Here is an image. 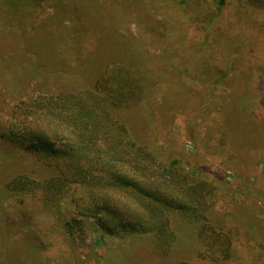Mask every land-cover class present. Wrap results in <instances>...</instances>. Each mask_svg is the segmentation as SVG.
<instances>
[{
    "label": "trees",
    "instance_id": "trees-1",
    "mask_svg": "<svg viewBox=\"0 0 264 264\" xmlns=\"http://www.w3.org/2000/svg\"><path fill=\"white\" fill-rule=\"evenodd\" d=\"M194 1L177 0L175 7L183 9L184 14L175 18L170 33L164 30L157 33V22L158 25L153 23L142 34L134 35L131 31L127 34L106 31L112 16L101 10L106 4L117 8V0H33V9L28 7L29 0H5L7 8L11 11L15 8L17 13L20 10L40 13L42 2L51 5L53 10L63 7L62 12L69 15L65 19L67 38L76 44L68 46L65 42V48H56L54 54L57 53L58 58L62 54L73 56L78 70L69 74L75 81H83L87 65L91 68L99 63L95 52L97 54L101 46L95 42V36L104 35L112 40L117 36L122 41L111 59L99 65L91 84L21 100L15 105L5 128L9 139L19 142L53 172L42 179L18 174L5 183L7 193L21 202L28 197L39 199L58 215L62 199L70 194L75 209L84 217L66 220L61 214L57 215L59 228L74 250L80 245L76 241L98 232L106 245L105 253H98V264H137L130 252L138 248L153 252L161 262L173 253H180L177 251L181 248H191L196 250L194 255L178 258L174 264H227L237 258L235 233L244 234L246 242L253 240L258 249L252 262L238 264H264V229L253 223L244 222L238 226L228 223L227 219L221 222L211 218L210 212L217 199L216 186L199 177L201 168L187 167L180 153H170L166 145L157 144L156 139H144L140 129L121 115L141 105L153 90L164 88L168 91L175 86L178 87L174 89L185 90L192 81L203 84L206 80L197 74L206 63L198 62L199 66L193 69V62L195 56L204 53V44L209 43L210 38L206 32L199 45L188 43L187 22L192 20L198 26L197 20L204 15L214 24L224 0L213 10L208 6L195 7L198 12L195 17ZM89 2L97 4V18L87 16V11L91 10ZM171 4L173 6L174 1ZM1 9L4 10L2 5L0 15ZM179 28L184 29L183 39L173 42L177 46L168 45ZM146 33L163 44L165 55L161 70L144 61ZM79 38H83V42ZM23 54L33 59L35 76L57 74L69 78L63 67L55 68L52 73L40 64L38 49L26 48ZM58 58L55 59L60 65ZM222 77L216 79V85L217 80L222 82ZM244 97L245 111H248L252 102L249 95ZM207 101L209 105L212 100ZM233 103L239 107L237 99ZM211 109L214 117L219 114L223 117L219 108ZM222 123L223 144L231 140L241 149L249 148L239 133L241 127L232 116L227 120L224 117ZM254 127L251 135L261 142L264 126ZM214 128L208 139L218 132ZM193 173L197 176L193 177ZM44 243L30 244V255L0 253V264H82L80 256L70 261L59 253H54L55 257L49 256L51 252L43 254ZM132 244V249L126 248Z\"/></svg>",
    "mask_w": 264,
    "mask_h": 264
},
{
    "label": "rangeland",
    "instance_id": "rangeland-1",
    "mask_svg": "<svg viewBox=\"0 0 264 264\" xmlns=\"http://www.w3.org/2000/svg\"><path fill=\"white\" fill-rule=\"evenodd\" d=\"M171 1H174L173 6ZM42 3L44 6L40 13H24L22 10L17 13L15 8L12 11L7 8L5 0H0L4 9L0 15V253L30 255V244L45 242L42 246L45 255L51 252L49 256L55 257L54 253H59L60 257L70 261L74 256H80L82 264H98V253L104 254L106 247L98 232L86 234L83 240L76 241L80 245L75 251L59 228L58 213L39 199L28 197L21 202L19 198L11 197L4 187L18 174H28L37 179L53 174L50 168L39 163L34 154L7 137L5 128L15 105L23 99L91 84L99 65L108 62L116 46L122 43L117 36L114 40L104 35L95 36V42L101 46V50L97 54L95 52L99 63L91 68L87 65V74H82L83 81H75L69 74L78 70L73 56L62 54L58 58L57 53L54 54L56 48L61 50L67 44H76L67 38L69 32L65 19L69 15L62 12V6L53 10L51 5ZM117 3V8L106 4L101 10L112 16L107 22L108 34L115 30L118 34L119 31L142 34L153 23L158 25L157 22V33L164 30L168 34L174 28L170 26L175 18L184 14L183 9L175 7L177 0H117ZM193 5L195 17L198 14L195 7L208 6L213 10L220 6V0H195ZM88 6L91 10H86L87 16L91 19L95 15L97 18V4L89 2ZM28 7L33 9V0H29ZM209 22L204 15L197 20L198 26L192 20L187 22L188 43L199 45L206 32L210 38V42L204 44V53L195 56L193 62V69L199 66L198 62L206 63L200 70L202 72L206 68V72L197 73L206 78L204 83H189L187 80L190 87L185 90L181 87L174 89L178 86L168 91L164 88V91L153 90L141 105L121 115L140 129L144 139H156L155 142L165 144L170 153H180L187 167L201 168L199 177L216 186L217 199L210 212L211 218L221 222L227 219L228 223L238 226L244 222L253 223L264 229V139L259 142L251 135V129L256 128L254 125L264 126V0H224L216 22ZM183 30L179 28L168 45L177 46L173 42L183 39ZM83 38L79 39L83 42ZM144 45L147 49L144 56L146 64L153 63L157 70H161L165 55L161 48L163 44L147 34ZM26 48L39 50V63L48 71L54 73L55 68L63 67L69 78L57 74L35 76L33 59L23 54ZM54 57L60 59L61 66ZM221 76L222 82L217 80L216 85V79ZM244 95H249L252 102L248 111H245ZM234 99L240 102L236 105L238 108L233 103ZM207 100H212L213 105H207ZM211 108H219L223 117L220 114L214 117ZM231 116L241 127L239 133L249 148L241 149L231 140L225 144L221 142L220 127L224 126V117L227 120ZM213 128L218 132L208 139ZM196 176L193 173V177ZM59 207V213L66 220L84 217L75 209L70 194L65 195ZM235 238L237 258L226 263L252 262L258 252L255 242H246L245 235L241 233H235ZM132 247L133 244L126 248ZM177 252L180 253H173L162 262L155 258L153 252L142 248L130 253L137 264H174L178 258L194 255L196 250L181 248Z\"/></svg>",
    "mask_w": 264,
    "mask_h": 264
}]
</instances>
